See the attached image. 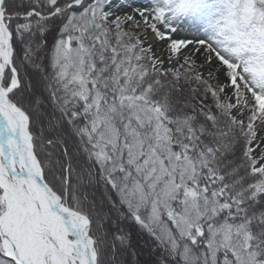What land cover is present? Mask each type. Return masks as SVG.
<instances>
[{"label": "snow or ice", "instance_id": "snow-or-ice-1", "mask_svg": "<svg viewBox=\"0 0 264 264\" xmlns=\"http://www.w3.org/2000/svg\"><path fill=\"white\" fill-rule=\"evenodd\" d=\"M0 264H264V0H0Z\"/></svg>", "mask_w": 264, "mask_h": 264}]
</instances>
